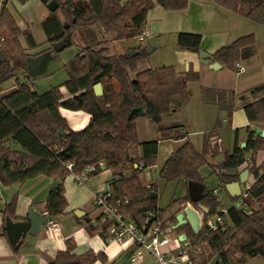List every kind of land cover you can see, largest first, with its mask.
<instances>
[{"label": "trees", "instance_id": "trees-1", "mask_svg": "<svg viewBox=\"0 0 264 264\" xmlns=\"http://www.w3.org/2000/svg\"><path fill=\"white\" fill-rule=\"evenodd\" d=\"M7 1L0 4V51L6 56L5 61H0V184L9 186L38 176L52 178L56 184L47 195L46 212L50 218H55L65 214L68 206L64 179L94 166L95 170L87 174L90 178L103 166L112 173L107 185L110 193L107 203L115 207L118 201L119 213L139 228H149L155 219L162 221V227L176 224L173 216L168 221L163 219L165 210L158 206L156 184L145 187L141 182L142 171L156 162L158 140L140 142L136 119L146 117L162 133L167 129L162 116L176 110L173 106L175 98L185 95L188 84L199 81L200 75L192 68L178 72L173 66L138 71V66L149 60L151 52L148 48L139 45L133 48V54L128 51L110 54L107 41H98L91 28L97 27L102 34L113 35L115 40L136 38L144 31L147 13L155 4L168 11H177L187 7V0H54L57 8L54 11L47 9V15L40 23L46 43L50 45L45 50H51L53 43L67 35L69 46L73 44L75 32H87L78 53L64 64L68 78L62 85L70 96L67 99L63 98L59 86L42 93L33 88L35 77L28 73L26 59L31 54L27 50L37 48L38 44L29 29L22 30L17 25L6 7ZM39 1L47 8L53 0ZM202 1L213 2L264 25V0ZM200 43L199 34L182 32L177 35L179 49L199 53ZM255 54V38L249 34L220 48L211 54V58L222 68L237 72V64L249 63ZM132 72H135L134 77L130 75ZM10 78H15V90L1 95L2 84ZM98 83L102 87L101 95L93 91ZM201 96L204 102H215L228 119L241 106L250 124L257 127L264 124L263 84L238 96L233 91L201 87ZM60 108L85 112L90 116L88 124L80 130L70 129ZM220 125L218 119L205 133L201 152L190 141H185L165 161L159 178L167 183L182 180L203 184L204 195L200 203L209 211L215 210L219 202L212 190L205 187L200 174V169L209 165L208 155L216 156L220 152L224 155L220 163L210 165L221 185L238 181V174L233 176L224 172L237 171L242 164L254 177V182L247 188L245 197L240 195L231 199L223 227L208 233L204 230L195 233L189 225H184L176 232L184 233L192 243H200V251L190 254L195 264H209L215 256L218 257L217 264H245L255 257L264 262V161L256 165L257 153L264 151V138L256 135L252 128L247 131L244 147L235 140L231 150H220L218 145L211 143ZM177 126L180 125H174ZM153 193L156 196H151ZM237 201H240L239 206ZM186 202H189L187 195L172 199L170 205ZM252 202L259 206L258 209L247 210ZM15 204L13 198L3 209L4 223L15 218ZM192 204L196 206V203ZM150 213L154 218H150ZM85 217L76 220L89 234L95 233L104 239L108 223L95 227L89 214ZM75 248L74 241L68 239L66 249L58 251L48 264H94L96 261L105 264L107 261L101 251L89 250L77 255Z\"/></svg>", "mask_w": 264, "mask_h": 264}, {"label": "crops", "instance_id": "crops-1", "mask_svg": "<svg viewBox=\"0 0 264 264\" xmlns=\"http://www.w3.org/2000/svg\"><path fill=\"white\" fill-rule=\"evenodd\" d=\"M46 14L41 18L39 23L45 18ZM18 26L20 27V25ZM144 31H146V34L142 36L141 40L134 38L137 40L136 46L126 47L122 50L133 51V48L139 45L150 50L151 57L148 61L140 64L138 66L139 69L173 66L178 72H185L189 68H192L200 75L199 81L188 84L185 95L175 98L173 106L176 110L162 116V123L167 128L162 133H159L149 120L140 118L136 120L138 140L140 142L158 140L157 156L163 157L160 163L145 168L140 175L142 184L145 187H149L152 184H156L157 186L159 182H164L159 178L160 170L170 155L185 141H190L198 152L202 151L203 141L202 144L193 142L190 139L187 125L178 117V112L193 96L195 90L198 92V102L204 110V122L207 119L214 121L218 117L221 118V124H226L229 121L228 127L232 131V138L228 150L232 149L235 140L241 146L244 143L247 131L252 128L255 130L257 126L247 121L241 106H238L228 119L225 112H221L215 102H204L202 100L201 87L216 91H233L238 96L256 85H264V25L255 23L213 2L187 0V7L177 11H168L160 5L155 4L147 13ZM182 32L199 34L201 36V50L210 55L220 48L229 45L239 37L253 34L256 54L249 63L240 62V69L237 72L222 68L220 64V67L211 69L208 63L201 61L198 53L182 50L177 47V35ZM42 43H37L38 47L31 50L33 52L30 53L32 57L40 55V51L50 47L46 43V36ZM14 85L15 83L13 82L2 86L1 95L13 92L15 90ZM62 96L64 99L70 97L66 90H62ZM236 102L239 103L238 100ZM59 111L67 120L68 126L72 130L84 128L90 119V116L82 111H71L63 108H60ZM174 125L180 126L174 127ZM260 126L259 128L264 129V124ZM211 128L212 122L209 125H205V127H201L204 132L203 137ZM162 134L165 137H160ZM211 143L218 145L220 150L225 148L219 135L214 136L211 139ZM138 153L142 154L141 147L138 148ZM206 159L209 163L207 165L209 172L214 174L210 165L220 163L223 156L220 154L216 156L208 155ZM263 161L264 151H260L256 155V165H260ZM152 170H154V181L150 178L152 177L150 176V171ZM244 170H246L245 164H242L238 168L237 174L242 173ZM100 172L103 173L86 178L84 181L77 179L79 174L68 175L63 182L68 206L65 214L54 218L58 223V230L50 233L47 230L46 224H44L34 236L29 233L25 235V232L28 231V224L25 221L26 216L29 209H33L40 215L46 212V198L50 189L56 184L55 180L47 176H38L9 186L0 184V264H48L53 261L58 251L66 249V241L68 239L74 241L76 245L74 253L77 255H81L89 250L94 252L101 251L107 258L105 264H113L118 260L122 256L121 253L125 245L107 243L99 235L95 233L89 234L84 225L78 222L76 220L77 217L74 215L76 210L83 211L85 216L96 213L93 206L94 196L107 188L108 182L112 177L111 171L105 169L103 166H101ZM201 176L205 184V177L202 174ZM217 181V188L214 187L210 190H220L224 195L223 204L226 206L225 203L228 202L226 206L228 207L232 203L231 199L240 196L241 193H238L235 189L234 192L237 196L233 197L228 189V185L233 182L221 185L218 178ZM253 182L254 177L248 173L245 182L240 183V187H249ZM170 183H182L185 185V195H187V183L182 180ZM205 187L207 188L206 184ZM13 198H15L16 203L15 218H9L4 223L2 211ZM225 200L226 202H224ZM159 207L161 208V206ZM179 212L180 205H172L169 212L164 214L163 219L168 221L173 216L176 220ZM94 264L103 263L96 261ZM245 264H264V262L262 259L255 257L248 259Z\"/></svg>", "mask_w": 264, "mask_h": 264}, {"label": "rangeland", "instance_id": "rangeland-1", "mask_svg": "<svg viewBox=\"0 0 264 264\" xmlns=\"http://www.w3.org/2000/svg\"><path fill=\"white\" fill-rule=\"evenodd\" d=\"M126 1L127 0H123L122 2H126ZM6 7L10 12L11 16L13 17V19L15 20V22L17 23V25H20V29H24V28L29 29L35 41L37 43H42L45 34L39 22L41 18L45 15V13H47L48 11L47 8L39 0H27L24 3L20 2L19 0H8ZM61 20L63 21V18H61ZM91 29L92 32L94 30L98 41H102V40L107 41L106 47L108 48L110 54H118L120 52L123 53L125 52V50L122 51L123 48L134 47L137 44V40L134 38L129 40H115L113 35L112 36L104 35L101 33L100 30H98L97 27H92ZM86 36H87V32L85 33L75 32L72 37L73 44L67 46L66 48H64L59 52L52 53V58L48 61L46 71L44 72V74L39 75L36 79L32 80V86L37 92L39 93L45 92L53 86H59V90L61 94H62V90H66L65 87L62 85L65 82V80L68 78V74L65 70L64 64L69 62L78 53V48H81L83 46L82 42L86 39ZM20 42L23 43L22 45H24V47L26 46L24 39L21 38ZM27 52L33 53L31 50H27ZM137 70L140 71L142 69L137 68ZM134 74L135 72H132L130 74L131 77H134ZM17 77L20 76L17 75ZM13 82H15V78H10L7 81H5L2 84V86H6ZM197 94L198 92L195 90L193 96L178 112V117L182 119L184 123L187 125V129L190 133L189 135L190 139L196 144H202V141L204 140L203 137L204 132L202 131L201 127L202 126L205 127V125H209L212 122V128H213L218 119L221 122V118L218 117L214 119V121L207 119L206 122H204V110L198 102ZM139 118L147 119L144 116L138 117L137 119ZM228 125H229V121H227L226 124L224 123L221 124L218 127V134H217L222 139L223 142L222 145L225 147L223 149L225 150H228L232 138V131L228 127ZM218 154L224 156L222 152ZM162 158L163 157L156 156L155 164L160 163L162 161ZM200 170H201L200 173L205 177V181H206L205 184L207 186V189L210 190L214 187L217 188L218 186L217 178L214 174L209 172V167L205 165ZM102 173L103 172H99L98 174H102ZM150 176H152L150 178H152V180L154 181L155 180L154 170L150 171ZM156 188L158 194V206H161V208L165 210V213L169 212V209L172 206L170 205L172 199L183 198L186 194L185 185H183L182 183L177 184L170 182L168 183L159 182ZM220 197L222 198V200H224V195L222 194V192H220ZM224 202H226V200ZM225 204L227 206L228 202H226ZM249 206L250 207L246 208L247 210H250V208L258 209L259 207L254 202H252L251 205ZM95 216L96 213L95 214L91 213L90 219L92 221L91 224L97 227L98 222L95 220ZM125 264H127V262H125Z\"/></svg>", "mask_w": 264, "mask_h": 264}, {"label": "built area", "instance_id": "built-area-1", "mask_svg": "<svg viewBox=\"0 0 264 264\" xmlns=\"http://www.w3.org/2000/svg\"><path fill=\"white\" fill-rule=\"evenodd\" d=\"M145 34L146 31H143L136 38L141 40ZM237 67L240 69L239 64H237ZM94 170V166L86 167L81 173H78L77 179L84 181L87 178V174ZM247 188L243 187L240 194L242 197L246 196ZM212 194L219 202L218 207L213 211H201L190 202L180 204V209L189 205L197 211L199 231L204 230L205 233L216 231L223 227L227 215L228 208L223 204L220 190L213 189ZM109 197L110 193L107 188L95 194L93 201L96 211L95 220L101 226L108 223L105 228L104 241L125 245L121 254L130 251L126 259L128 264H195L191 260L190 254L200 251V243H192L185 234L177 233L176 229L173 228V224H167L162 227V221L157 219L151 223L149 228H139L134 221L118 212V201L115 207L107 203ZM236 205L239 206L240 201H237ZM43 215L48 218L46 223L47 230L50 233L56 232L58 223L55 219L50 218L47 212H44ZM149 215L150 218H154L153 214L150 213Z\"/></svg>", "mask_w": 264, "mask_h": 264}, {"label": "water", "instance_id": "water-1", "mask_svg": "<svg viewBox=\"0 0 264 264\" xmlns=\"http://www.w3.org/2000/svg\"><path fill=\"white\" fill-rule=\"evenodd\" d=\"M57 6L58 5L56 1L53 0L50 3H48L47 9L49 11H54L57 8ZM64 27H67V24H65ZM69 39L70 37L67 35L60 41L53 43L51 45V48H52L51 50H47L44 53L36 57L29 56L26 59V64H27L29 75L32 78L41 75L45 71L47 62L52 58V53L59 52L63 50L64 48H66L69 43ZM133 53L134 51L132 50L128 51V54H133ZM198 55L203 63L209 64L211 69H216L220 67L219 63L213 62L211 55L207 54L203 50H200ZM5 60H6V56L4 55V53L0 51V61L2 62ZM93 91L96 95H101L102 94L101 85L99 83L94 85ZM140 112L142 111L140 110ZM254 132L256 135H259L261 138H264V129L256 127ZM244 146H245V143H242L241 147H244ZM224 174L235 176L237 175V171L224 172ZM238 175H239V180L237 182H233L228 185L229 187L228 189L233 197L237 196V194L234 192L235 189L237 190L238 193H241V191L243 190V187H240V183L245 182V179L248 176V171L244 170L242 173H239ZM203 191H204L203 184L193 182V181L187 182V196H188L189 202L196 203L197 209L206 212L208 210L200 203V200L202 199L204 195ZM151 196H156V194L153 193L151 194ZM74 215L79 219L85 217V213L81 210H76L74 212ZM47 220L48 218L46 216L40 215L38 212L34 211L33 209H29L28 214L26 216V220H25L28 224V233L33 236L36 235L40 227L47 223ZM186 224H188L195 233L199 231L198 213L195 209L191 208L189 205H186L183 209H180V212L176 216V224L173 226V228L178 229L181 226H184ZM129 254H130V251L124 252L122 256L118 260H116L113 264H123L128 258ZM217 258L218 257L215 256L209 264H216Z\"/></svg>", "mask_w": 264, "mask_h": 264}, {"label": "flooded vegetation", "instance_id": "flooded-vegetation-1", "mask_svg": "<svg viewBox=\"0 0 264 264\" xmlns=\"http://www.w3.org/2000/svg\"><path fill=\"white\" fill-rule=\"evenodd\" d=\"M45 51H47V50H45ZM45 51H44V52H45ZM44 52H42V53H44ZM42 53H41V54H42Z\"/></svg>", "mask_w": 264, "mask_h": 264}]
</instances>
